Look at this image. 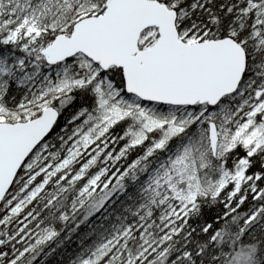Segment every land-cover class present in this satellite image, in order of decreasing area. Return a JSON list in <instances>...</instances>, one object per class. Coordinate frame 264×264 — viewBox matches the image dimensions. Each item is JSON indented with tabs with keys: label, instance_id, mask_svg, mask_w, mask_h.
<instances>
[{
	"label": "snow or ice",
	"instance_id": "1",
	"mask_svg": "<svg viewBox=\"0 0 264 264\" xmlns=\"http://www.w3.org/2000/svg\"><path fill=\"white\" fill-rule=\"evenodd\" d=\"M0 264H264V0H0Z\"/></svg>",
	"mask_w": 264,
	"mask_h": 264
}]
</instances>
